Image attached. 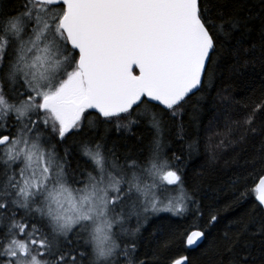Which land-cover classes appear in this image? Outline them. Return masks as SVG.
Returning a JSON list of instances; mask_svg holds the SVG:
<instances>
[{"label": "snow or ice", "instance_id": "6c2138e0", "mask_svg": "<svg viewBox=\"0 0 264 264\" xmlns=\"http://www.w3.org/2000/svg\"><path fill=\"white\" fill-rule=\"evenodd\" d=\"M253 7L0 0V264H264V83L233 95L264 70ZM241 145L219 188L192 167ZM219 203L251 209L213 235Z\"/></svg>", "mask_w": 264, "mask_h": 264}, {"label": "trees", "instance_id": "16d2710c", "mask_svg": "<svg viewBox=\"0 0 264 264\" xmlns=\"http://www.w3.org/2000/svg\"><path fill=\"white\" fill-rule=\"evenodd\" d=\"M251 4L254 6L253 11L259 12L260 11V0H251ZM255 24V30L251 32L249 36V44H246L245 47H249L251 44L259 45L260 43V33H259V24L260 21L257 18L254 21ZM259 53V49L257 48V54ZM244 76L236 82V86L233 88V95L241 94L243 95L242 90H247V85L245 84V81L248 82V85H250L258 94L259 89L262 86V83H264V70H262L261 65L259 62L254 63L252 67H248L244 69ZM224 74L226 76L231 77V69L227 66H225ZM209 118V113L206 110L202 116L201 119L205 122ZM187 120L188 117H185ZM120 134L113 133V138L118 139ZM245 147H247V151L245 152ZM256 149H259V144L256 145ZM253 152V148L251 145L248 146H235V151L233 148H227L224 150H221L217 155L218 159L213 162L210 159V153L208 150L202 148L201 152L196 155V157L191 162L192 167L197 171L201 172L204 178L213 185L215 188H219L226 184L230 177L232 176V173L234 171V168L239 163H243L242 160H239L238 158L241 156H244L246 154H250ZM208 185L206 184L205 187ZM228 193H224V197H227ZM211 203V201H210ZM218 206L222 209L221 211V219L217 225V229L221 230L220 232H214L213 235L222 234V230L226 229L231 222L244 214L246 211H249L251 209V205L245 204L240 207L236 208H229L224 209L223 203H219ZM257 247H259V242H257ZM179 255V253H176ZM189 256V258L193 261V264H202V249H194L189 250L188 252L184 253Z\"/></svg>", "mask_w": 264, "mask_h": 264}]
</instances>
